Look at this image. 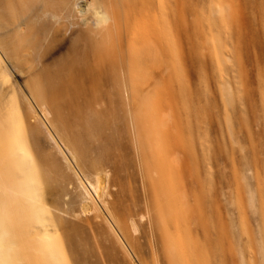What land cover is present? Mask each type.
Listing matches in <instances>:
<instances>
[{
	"label": "bare ground",
	"instance_id": "1",
	"mask_svg": "<svg viewBox=\"0 0 264 264\" xmlns=\"http://www.w3.org/2000/svg\"><path fill=\"white\" fill-rule=\"evenodd\" d=\"M221 8L217 12L223 24L232 22L233 13ZM169 26L165 0H0V264H23L22 258L37 264L31 228L40 220L37 215L44 218L46 212L51 214L48 208L53 209L42 202L46 192L39 191L35 159L24 147L28 137L43 134L54 144L79 184L82 213L102 209L110 216L105 168L114 156L98 142H108L106 130L112 128L102 118L120 117L108 106L116 100L125 106L143 192L153 188L154 172L163 186L167 217L177 225L167 264L215 262L210 256L220 247L207 228L208 218L199 205L196 211L188 203L181 187L184 176L191 174L186 143L163 107L172 94ZM174 29L182 32L178 25ZM62 43L63 52L52 56ZM7 83L14 101L12 115H4L9 102L3 103L2 88ZM20 104L27 107V115ZM88 153L94 154L92 172L80 169ZM15 224L21 228L20 243L9 230ZM223 224L216 236L220 241L227 238Z\"/></svg>",
	"mask_w": 264,
	"mask_h": 264
},
{
	"label": "rangeland",
	"instance_id": "2",
	"mask_svg": "<svg viewBox=\"0 0 264 264\" xmlns=\"http://www.w3.org/2000/svg\"><path fill=\"white\" fill-rule=\"evenodd\" d=\"M165 2L171 26L167 59L173 66L168 71L172 94L163 107L178 123L190 156L191 174L184 176L181 187L188 203L208 218L207 228L220 247L210 256L215 258L212 264H264V0ZM219 6L233 13L232 22L223 24ZM174 24L181 33H175ZM64 45L52 56L63 52ZM9 83L2 88L3 103L9 102L4 115L14 111ZM24 106L20 104L21 111L27 110ZM108 106L120 116L102 118L112 128L106 130L109 141L98 142L114 156L105 168L110 216L102 209L81 212L76 177L47 136L24 141L35 159L39 191L46 192L42 202L53 207L44 218L37 215L40 220L31 228L37 264H167L178 230L167 217L161 180L152 172L153 188L144 194L124 103L116 100ZM93 155L84 157L80 169L89 168ZM222 222L227 238L220 241L216 236ZM19 228L15 224L9 229L17 243L22 240Z\"/></svg>",
	"mask_w": 264,
	"mask_h": 264
}]
</instances>
